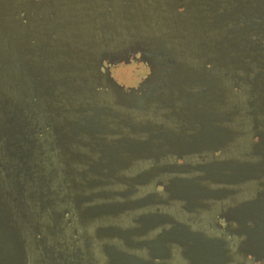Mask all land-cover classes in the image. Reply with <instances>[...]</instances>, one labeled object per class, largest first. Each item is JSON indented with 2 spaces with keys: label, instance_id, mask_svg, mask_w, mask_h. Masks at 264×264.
I'll use <instances>...</instances> for the list:
<instances>
[{
  "label": "water",
  "instance_id": "1",
  "mask_svg": "<svg viewBox=\"0 0 264 264\" xmlns=\"http://www.w3.org/2000/svg\"><path fill=\"white\" fill-rule=\"evenodd\" d=\"M0 264H264V0H0Z\"/></svg>",
  "mask_w": 264,
  "mask_h": 264
},
{
  "label": "rangeland",
  "instance_id": "2",
  "mask_svg": "<svg viewBox=\"0 0 264 264\" xmlns=\"http://www.w3.org/2000/svg\"><path fill=\"white\" fill-rule=\"evenodd\" d=\"M113 76L121 85L136 87L146 76V70L143 65L122 63L113 70Z\"/></svg>",
  "mask_w": 264,
  "mask_h": 264
},
{
  "label": "flooded vegetation",
  "instance_id": "3",
  "mask_svg": "<svg viewBox=\"0 0 264 264\" xmlns=\"http://www.w3.org/2000/svg\"><path fill=\"white\" fill-rule=\"evenodd\" d=\"M34 2H37V1H40V0H33ZM34 4V3H33ZM135 56H137V57H135V58H137L138 60L137 61H135V60H132L131 61V63L130 64H139V65H143L144 66V68H145V70H146V76L142 79V81L150 74V70H149V68L147 67V65H145V64H143V63H139L140 61V59H139V57H138V55H135ZM134 59V58H133ZM118 67V65L117 66H114V67H112L111 68V75H112V77L114 78V76H113V70L115 69V68H117ZM115 79V78H114ZM116 80V79H115ZM117 81V80H116ZM141 81V82H142ZM140 82V83H141ZM139 83V84H140ZM120 84V83H119ZM138 84V85H139ZM121 85V84H120ZM138 85L136 86V87H138ZM122 86H124V85H122ZM124 87H126V86H124ZM126 88H135V87H126ZM218 157H220V155H218ZM246 195H243L242 193H240V194H237L236 196H235V199L237 200V204H246V201L245 200H243V198L245 197ZM224 204H229V203H224ZM216 223L219 225V227H221L220 229L221 230H223L224 228H226L227 226H228V224H227V222L221 217V214L220 215H218L217 216V221H216ZM221 238V237H220ZM222 239V238H221ZM227 239H232L231 237H227Z\"/></svg>",
  "mask_w": 264,
  "mask_h": 264
}]
</instances>
